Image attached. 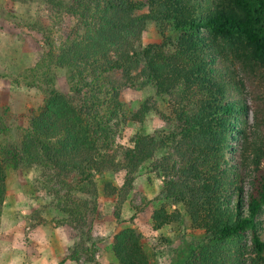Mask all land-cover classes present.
Segmentation results:
<instances>
[{"label":"trees","instance_id":"16d2710c","mask_svg":"<svg viewBox=\"0 0 264 264\" xmlns=\"http://www.w3.org/2000/svg\"><path fill=\"white\" fill-rule=\"evenodd\" d=\"M44 1L51 26L30 27L48 49L22 74L44 98L20 140L0 142V221L8 167H39L77 236L58 264L92 263L100 192L117 201L121 219L146 165L162 178L154 229L204 234L176 264H264V0ZM65 14L78 23L56 44L53 27ZM150 22L161 39L144 44ZM57 68L66 71L67 92ZM148 85L155 95L128 115L121 91ZM152 110L166 128L116 141L121 122H143ZM120 172L121 184L97 182ZM149 203L134 205L128 221ZM111 239L118 264H153L136 227H120Z\"/></svg>","mask_w":264,"mask_h":264},{"label":"rangeland","instance_id":"374dc122","mask_svg":"<svg viewBox=\"0 0 264 264\" xmlns=\"http://www.w3.org/2000/svg\"><path fill=\"white\" fill-rule=\"evenodd\" d=\"M49 15L44 0H0V142L20 140L31 114L43 103V92L28 86L22 74L25 69L35 66L48 49L43 34L31 30L30 26L38 21L51 26ZM76 23L77 17L65 14L61 24L53 27L56 44H60ZM160 39L155 23L150 22L143 36L144 44ZM56 74L59 87L67 92L65 69L57 68ZM12 77H19L20 82H14ZM154 95L155 90L150 85L121 91L128 115ZM155 101L160 109L167 105L165 100L156 97ZM6 106L9 107L8 113L4 110ZM164 128L165 122L156 110H152L143 122L130 118L121 122L116 141L125 144L136 132L155 133ZM123 179L124 172L97 175L100 185L104 181L121 184ZM7 182L8 194L0 221V264H58L77 236L57 208V200L48 191L41 169L15 170L10 166ZM161 186L162 178L151 173L144 165L137 176L134 190L123 204L119 220L114 215L117 201L100 192L94 237L101 243L97 245L95 261L88 264H118L111 250V238L118 228L126 225L136 227L142 233L144 246L151 254L153 264H176V259L187 252L190 244L204 237L197 230L176 231L169 226L154 229L152 213L160 204L157 195ZM73 192L88 197L78 190ZM144 198L150 203L130 223L128 220L136 212L134 205H143ZM166 238H170V241H166ZM65 264L86 263L84 260L80 263L67 260Z\"/></svg>","mask_w":264,"mask_h":264}]
</instances>
